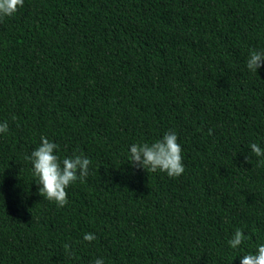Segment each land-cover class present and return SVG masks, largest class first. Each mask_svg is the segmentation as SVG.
Listing matches in <instances>:
<instances>
[{"label": "trees", "instance_id": "1", "mask_svg": "<svg viewBox=\"0 0 264 264\" xmlns=\"http://www.w3.org/2000/svg\"><path fill=\"white\" fill-rule=\"evenodd\" d=\"M251 50L264 51V0H24L0 20V264H240L254 253L264 156L249 146L264 148V66L247 69ZM169 131L182 175L130 163L131 144ZM41 136L61 159L91 161L64 207L38 194L25 159ZM237 229L247 239L232 249Z\"/></svg>", "mask_w": 264, "mask_h": 264}, {"label": "clouds", "instance_id": "2", "mask_svg": "<svg viewBox=\"0 0 264 264\" xmlns=\"http://www.w3.org/2000/svg\"><path fill=\"white\" fill-rule=\"evenodd\" d=\"M23 5L24 0H0V20L11 17ZM262 66H264V51L251 50L246 61L247 69L256 74L257 69ZM7 131V122L0 123V134ZM208 134H212L211 129ZM249 147L255 156H264V148L258 144L252 143ZM57 149V144L41 136L39 145L25 159L31 163L38 194L55 203L56 206L64 207L68 203L67 188L75 181L83 182L87 178L91 161L82 154H74L61 159L56 154ZM181 153L182 148L174 131L166 132L161 139L151 144L133 143L129 147V158L132 165L153 173L160 171L171 178L179 177L184 172ZM96 239L97 237L92 233H86L83 236L86 242ZM246 239L243 230L237 229L228 240V245L232 249H237ZM64 248L68 251L69 245L65 244ZM93 264H104V260L97 258ZM240 264H264V243L258 244L254 253L242 255Z\"/></svg>", "mask_w": 264, "mask_h": 264}]
</instances>
